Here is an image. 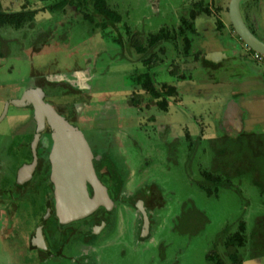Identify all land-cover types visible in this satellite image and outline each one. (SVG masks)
Wrapping results in <instances>:
<instances>
[{"label": "rangeland", "instance_id": "rangeland-1", "mask_svg": "<svg viewBox=\"0 0 264 264\" xmlns=\"http://www.w3.org/2000/svg\"><path fill=\"white\" fill-rule=\"evenodd\" d=\"M0 2L10 12L38 10L33 27H0V53L10 51L9 56H0V113L8 98L36 84L47 87L58 103L64 91L78 95L73 103L71 98L62 101L72 108L64 113L75 124L121 128L116 129L115 144L129 172L121 203L144 200L154 227L151 248L138 247L128 264H215L208 255L231 264L227 252L235 251L243 264H264V231L255 230L257 219L264 216L256 174L232 175L225 184L228 158L220 156L213 144L223 145L224 113L237 90L243 95L235 102L243 108L238 116L244 117V131L264 133V56L257 58L234 32L228 18L230 0H107L123 20L96 32L84 17L86 10L67 6L50 12L37 0ZM241 13L264 41V3L243 0ZM163 30L169 40L154 49L158 57L154 84L159 92L179 88L166 111L133 80L149 71L143 61L150 55L138 53L132 40L148 46L150 37ZM186 40L191 42L188 50ZM217 51L226 60L219 63L210 57ZM24 111L13 106L0 123V194L14 182L23 159L9 156L6 142L18 146L35 130ZM205 173L222 182L208 181ZM128 210L127 219L138 224L140 213ZM242 222L245 246L227 250L228 235L239 231ZM14 226L16 236L4 246L7 253L0 239V264H22L9 251L11 245L26 241L30 223L18 218ZM133 229L129 227V232L139 238L138 229ZM158 243L161 261L151 246Z\"/></svg>", "mask_w": 264, "mask_h": 264}, {"label": "flooded vegetation", "instance_id": "flooded-vegetation-1", "mask_svg": "<svg viewBox=\"0 0 264 264\" xmlns=\"http://www.w3.org/2000/svg\"><path fill=\"white\" fill-rule=\"evenodd\" d=\"M261 2L264 3V0H261ZM248 28L252 31L249 26ZM252 33L256 35L255 32L252 31ZM238 38L242 41L239 36ZM155 47L148 50V53L144 55H150V58L152 53H155ZM212 53L217 54L218 57L213 60H220L219 63L227 58L221 52L217 51ZM146 60L143 61L144 64ZM153 62L154 65L149 66L145 64L149 68V71L142 74L150 73L154 83L155 76L153 75V70L158 66L157 54ZM210 62L212 63L211 60ZM137 75L141 74L134 75L133 80H135ZM172 87L175 88V92L173 95L167 97L166 102L173 99L175 93L179 92V88L176 90V86ZM29 88H41L44 92L43 100L45 103L51 105L59 115L83 132L93 153V165L96 175L101 185L105 188L107 198L106 203L99 206L91 215L83 219L65 222L58 218L56 214L55 185L51 180L52 163L50 156L54 145L52 130L46 119L44 128L40 133L39 141L36 147H34V140L38 129L35 110L33 106L23 107L21 109H25V118L32 120L35 130L29 135L31 138L28 137V139L23 140L18 146L14 145L11 141H7V145L5 144L10 147L8 148L10 151L8 152L9 156H16L23 159L22 163L16 169L14 182L10 186H5L0 194L2 206H0V239L2 250L4 253H7L4 250V246L10 237L16 236V233H14V225L18 218H22L23 221L26 220L30 223L29 230L27 231V239L25 242L11 245V250L9 251L16 258L18 257L22 264H65L67 262L69 264L130 263L131 253L137 254L138 252L136 250H138V247H150L149 241L154 236V227L153 219L151 218L153 214L150 213L144 200L139 199L134 205L121 203L123 199L122 195L126 191L124 185L129 173L125 162L119 158V152L115 144L116 129L121 130V128L112 126H103L104 128H101L97 127L98 125L86 128L80 126L77 122L75 124L64 113L66 109L72 110V108L67 106V102L63 103L62 101L65 98H71V103H73L78 98V95L74 94L70 96L64 91L65 94L60 99L61 102L58 103L51 98V93L47 87L36 84L25 87L18 96L8 98L4 103V110L0 113V118L4 114L7 102L21 98ZM64 89L67 90V88ZM77 90L83 91V89L78 88ZM145 92L151 93V96L156 98L158 104L163 102L164 94L168 93V91H157L158 96H156L147 90ZM237 92V96L235 94V97H233L235 101L242 95L238 90ZM136 95L137 98L142 99L141 94L137 93ZM235 101L227 105V110L224 113L222 126L225 128V132L221 135L222 141L226 138L236 140L239 137L253 138L255 140L254 137L264 135L261 132L248 133L244 131V117L241 116L239 118L238 116L243 108L240 102L236 103ZM13 106L12 104L9 106L7 114ZM6 116L3 120H5ZM125 134L126 138L130 137L127 133ZM88 190L90 196L93 198L95 195L94 187L88 184ZM128 209L140 213L141 221L138 224L135 225L134 220L127 219L126 212L129 211ZM134 226L138 229L139 238H136V236L133 237L129 232V227L130 230L131 227L134 230ZM151 246L157 252V260L161 261L162 243ZM132 248H135V252ZM116 257L118 261H113L117 259Z\"/></svg>", "mask_w": 264, "mask_h": 264}, {"label": "water", "instance_id": "water-1", "mask_svg": "<svg viewBox=\"0 0 264 264\" xmlns=\"http://www.w3.org/2000/svg\"><path fill=\"white\" fill-rule=\"evenodd\" d=\"M243 0H231L229 6L230 22L246 46L264 56V42L246 25L240 5ZM217 58V54H211ZM41 88H29L19 99L7 102L4 119L12 104L15 107L33 106L38 124L34 140L36 147L46 119L52 130L54 145L51 152V180L55 185L56 214L65 222L76 221L91 215L99 206L106 203V191L101 185L93 165V153L82 131L59 115L57 111L43 100ZM88 184L95 189L92 198ZM108 202V201H107Z\"/></svg>", "mask_w": 264, "mask_h": 264}, {"label": "trees", "instance_id": "trees-1", "mask_svg": "<svg viewBox=\"0 0 264 264\" xmlns=\"http://www.w3.org/2000/svg\"><path fill=\"white\" fill-rule=\"evenodd\" d=\"M46 4L47 10L50 12H55L57 10H64L67 6L74 7L78 12L85 11L84 17L88 20L93 26L95 25L94 31L97 30H106L110 26H115L116 24L122 21V16L117 12L112 10L107 3V0H38ZM44 11V10H43ZM91 12V14H89ZM38 10L30 9L24 7L20 11H6L3 9L0 2V27H12L16 30H22L27 25L31 27L35 24L36 15ZM192 17H195V13L192 14ZM192 33L195 34V31ZM185 35L184 31L180 32L179 36L183 38ZM46 38H42V41ZM132 40V39H131ZM169 40V33L161 31L160 33L153 34L149 39V45L145 46L143 43H140L138 39L132 40V45L136 48L138 53L146 54L148 50L153 49L160 43L167 42ZM187 50L191 47V42L186 40ZM10 51H1V57L9 56ZM156 57L155 53H152V56L145 61L146 65H154L153 59ZM153 67V66H151ZM135 80L141 84L144 90L152 92L154 95L158 96L156 87L152 81L151 74H141L135 77ZM175 88L168 90L167 94H164V100L159 104L164 110H166L167 102L166 99L168 96L173 95ZM255 140L249 138H238L234 139H224L223 145L217 146V143L213 141L215 147H217V153L220 156H227L228 160L226 161V168L224 171L226 173L225 184L231 181L232 175H240L243 172L252 171L256 174L254 184L259 188L262 198L264 199V135L254 137ZM231 155V156H230ZM230 157V158H229ZM231 171V172H230ZM204 177L210 181L219 184L222 182V178L212 173H205ZM211 193V190H209ZM255 230L259 232L264 231V216L260 217L256 221ZM246 226L245 223H240L239 231L229 234L228 238L225 241V246L227 250L231 248L244 247L247 242V237L245 234ZM253 231L252 237L254 238ZM253 243L258 244L259 242L253 241ZM228 254V255H227ZM227 258L231 264H243V259L240 254L235 251L232 253L227 252ZM216 256V257H215ZM208 255V259H211L215 264H226L225 259L220 258L217 255Z\"/></svg>", "mask_w": 264, "mask_h": 264}, {"label": "built area", "instance_id": "built-area-1", "mask_svg": "<svg viewBox=\"0 0 264 264\" xmlns=\"http://www.w3.org/2000/svg\"><path fill=\"white\" fill-rule=\"evenodd\" d=\"M256 57H261V55L256 53Z\"/></svg>", "mask_w": 264, "mask_h": 264}]
</instances>
